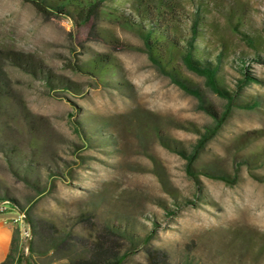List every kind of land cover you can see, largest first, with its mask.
I'll return each instance as SVG.
<instances>
[{
	"label": "rangeland",
	"instance_id": "rangeland-1",
	"mask_svg": "<svg viewBox=\"0 0 264 264\" xmlns=\"http://www.w3.org/2000/svg\"><path fill=\"white\" fill-rule=\"evenodd\" d=\"M200 1L209 7L202 43L214 54L224 51L231 63L225 84L239 82L244 57L261 80L245 87L246 98H264V63L256 60L258 51L264 57V0H182L190 11ZM97 29L118 44L101 33L79 45L67 17L46 19L30 2L0 0V50L31 55L43 67L1 62L10 90L0 106V194L69 236L62 247L47 249L22 235L13 221L17 210L0 214V234L18 229L24 264H68L64 253L88 255L100 241L126 252L124 264H148L157 248L173 264L188 255L196 264H263L264 183L250 171L264 175V166L250 170L241 162L264 154V110L233 111L196 163L197 181L172 148L190 151L213 118L156 70L132 30L106 21ZM100 54L115 64L105 76L86 68ZM183 75L204 90L208 104L224 109L202 77L185 69ZM239 165L233 185L210 176L233 175ZM107 225L128 232L109 234Z\"/></svg>",
	"mask_w": 264,
	"mask_h": 264
},
{
	"label": "trees",
	"instance_id": "trees-1",
	"mask_svg": "<svg viewBox=\"0 0 264 264\" xmlns=\"http://www.w3.org/2000/svg\"><path fill=\"white\" fill-rule=\"evenodd\" d=\"M30 2L35 9L46 19L63 15L72 23V32L76 42L83 45L98 35H107L113 45L118 44L114 35L103 29L98 32L100 22H109L127 27L132 30L142 42V50L147 54L156 70L170 79L172 83L180 87L187 94L193 95L199 101V107L213 118V123L205 125L199 130V138L187 151L182 145L175 146L166 143L186 160V171L195 180H199L196 163L199 161L208 143L219 133L227 123L236 108L264 110V98L252 96L246 98L244 92L248 84L261 80L252 75L245 65L244 57H241L237 68L242 77L235 87L225 84L224 68L231 64L225 57L224 51L214 54L211 49L203 45L206 37L207 11L209 7L203 1L194 4V10L190 11L182 0H22ZM249 42H252L248 39ZM125 47L119 48V50ZM258 51L256 60L264 63V57ZM9 59L14 64L27 70H43L41 64L31 59V55H25L12 50H0V106L9 94V79L1 62ZM115 64L113 59L106 54L94 58L86 65L88 72L98 76L107 75ZM187 70L204 80V85L211 92L225 101L223 110L208 104L204 90L191 82L183 75ZM55 79L47 75V80ZM102 81L104 79L101 78ZM15 152V151H12ZM242 164H246L250 170L255 166H264V154L256 152L245 157ZM241 165V164H240ZM234 168L233 175L224 172L210 173V176L233 185L239 181V168ZM252 176L264 183V175L250 171ZM37 185V184H36ZM40 190V189H39ZM41 191V190H40ZM0 214L17 210L24 212L27 223L30 226L31 235L41 241L47 249H57L64 245L69 234L56 224L47 223L35 218L30 211L20 205L18 200L8 195L0 194ZM109 234H127L128 229L121 225H107ZM123 229V231H121ZM130 234V233H129ZM152 237L151 234L148 235ZM136 239L141 236L135 234ZM133 238V237H131ZM132 242L137 240L132 239ZM19 245L18 229L14 231L11 247L6 257L0 264H24L26 256L17 255ZM70 248V247H69ZM68 248V249H69ZM29 254L33 253V245H28ZM126 252H121L113 244L103 241L98 242L93 251L88 254L71 255L64 253L61 258H66L68 264H124ZM27 263V262H26ZM148 264H173L168 258V253L160 248L150 252ZM178 264H196L195 257L189 255ZM264 264V263H263Z\"/></svg>",
	"mask_w": 264,
	"mask_h": 264
},
{
	"label": "crops",
	"instance_id": "crops-1",
	"mask_svg": "<svg viewBox=\"0 0 264 264\" xmlns=\"http://www.w3.org/2000/svg\"><path fill=\"white\" fill-rule=\"evenodd\" d=\"M13 231L12 229H4L2 234H0V257L4 259L6 256V248H8L11 239H12Z\"/></svg>",
	"mask_w": 264,
	"mask_h": 264
},
{
	"label": "built area",
	"instance_id": "built-area-1",
	"mask_svg": "<svg viewBox=\"0 0 264 264\" xmlns=\"http://www.w3.org/2000/svg\"><path fill=\"white\" fill-rule=\"evenodd\" d=\"M0 210H2V207L0 206ZM14 222H22V227H24V233H25V237L29 238V230L28 227L26 225V216L24 212L19 211L17 217H15L13 219ZM0 224H1V220H0Z\"/></svg>",
	"mask_w": 264,
	"mask_h": 264
},
{
	"label": "bare ground",
	"instance_id": "bare-ground-1",
	"mask_svg": "<svg viewBox=\"0 0 264 264\" xmlns=\"http://www.w3.org/2000/svg\"><path fill=\"white\" fill-rule=\"evenodd\" d=\"M19 226H20V229H21V232H22V235L25 237V233H24V227H22V222H18ZM27 225V223H26ZM28 227V226H27ZM28 230H29V238L31 237V230L30 228L28 227Z\"/></svg>",
	"mask_w": 264,
	"mask_h": 264
}]
</instances>
